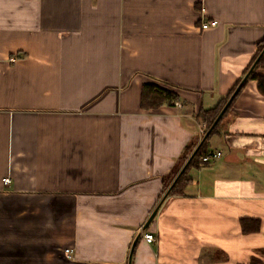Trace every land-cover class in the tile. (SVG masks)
Segmentation results:
<instances>
[{
  "label": "crops",
  "instance_id": "crops-1",
  "mask_svg": "<svg viewBox=\"0 0 264 264\" xmlns=\"http://www.w3.org/2000/svg\"><path fill=\"white\" fill-rule=\"evenodd\" d=\"M263 41L264 0H0V264H129L138 237L132 264L264 260L254 79L210 138L222 155L190 168L184 194L144 228L201 135L196 115L230 93ZM149 82L180 100L142 108ZM244 217L261 230L244 233Z\"/></svg>",
  "mask_w": 264,
  "mask_h": 264
},
{
  "label": "trees",
  "instance_id": "trees-1",
  "mask_svg": "<svg viewBox=\"0 0 264 264\" xmlns=\"http://www.w3.org/2000/svg\"><path fill=\"white\" fill-rule=\"evenodd\" d=\"M262 54V55H261ZM261 55V57H260ZM260 57V58H259ZM259 58L255 68L251 71L248 79L245 81L242 89L245 87L247 82L250 79H254L257 81L258 90L262 95H264V74L260 72L261 68H264V41L259 44L258 50L249 65V67L245 70L244 76L250 71L252 65L257 61ZM243 76V77H244ZM242 78L238 80V82L235 84V86L232 88L230 93H228L226 96L222 97L220 101L214 106L210 108H202L199 113L196 115L198 119H200L202 122L207 123V129L205 133L212 127V125L215 123L219 113L223 109V107L226 105L228 100L230 99L231 95L235 91V89L238 87L240 82L242 81ZM241 89V91H242ZM240 91V92H241ZM238 93V95L240 94ZM238 95L234 98V100L231 102V104L228 106V109L224 113L223 117L220 119V121L215 125L213 128L211 134L207 137V139L202 143L200 148L198 149L197 153L187 166L185 172L179 177L177 182L174 184V186L171 188L168 196L170 195H183L185 192L186 187L191 182V178L188 176V171L192 167H200L202 166V157L206 154L210 153L209 149V141L213 134H216L219 132L221 122L223 121L224 117L227 115V113L232 108L236 98ZM180 100V95L177 90H175L171 86L167 85H161L154 82L145 83L142 87V94H141V106L142 108L146 110H157L160 109L164 105H175L177 101ZM204 135H200L196 139H194L192 142L188 143L186 146L183 154H182V163L185 165L188 161V159L193 154L194 150L197 148L201 140L203 139ZM171 186L170 183L164 184V191L163 194L168 190V188ZM162 198V197H161ZM160 201V200H159ZM242 229L244 233H253V232H259L261 230V221L259 219L255 218H249L244 217L241 219ZM264 253V250L262 251ZM247 264H264V260L259 259L257 257H252L250 262Z\"/></svg>",
  "mask_w": 264,
  "mask_h": 264
},
{
  "label": "water",
  "instance_id": "water-1",
  "mask_svg": "<svg viewBox=\"0 0 264 264\" xmlns=\"http://www.w3.org/2000/svg\"><path fill=\"white\" fill-rule=\"evenodd\" d=\"M262 55V54H261ZM260 55V57H261ZM259 57V58H260ZM259 58L257 59V61L252 65L250 71L244 76V78L242 79V81L240 82V84L238 85V87L235 89V91L233 92V94L231 95L230 99L228 100V102L226 103V105L223 107V109L221 110V112L219 113L215 123L212 125V127L206 132L205 136L203 137V139L201 140V142L199 143V145L197 146V148L194 150L193 154L191 155V157L188 159L187 163L184 165V167L182 168L181 172L179 173V175L176 177L174 183L171 185L170 189L168 190V192L164 195V198L161 200V202L157 205V207L155 208V210L153 211V213L151 214V216L149 217L148 221L146 222L144 228H148L150 226V224L152 223V221L154 220V218L156 217V215L158 214V211L160 209L161 204L163 203V201L165 200V198L168 196L171 188L174 186V184L177 182V180L179 179V177L185 172L187 166L189 165V163L191 162V160L193 159V157L195 156V154L197 153L198 149L200 148V146L202 145V143L207 139V137L211 134L213 128L215 127V125L220 121V119L223 117L224 113L226 112V110L228 109V106L231 104V102L234 100V98L238 95V93L241 91L245 81L248 79L251 71L255 68ZM139 237L135 240V242L132 245L131 248V253H130V259H129V264H132V257H133V253L137 244Z\"/></svg>",
  "mask_w": 264,
  "mask_h": 264
},
{
  "label": "built area",
  "instance_id": "built-area-1",
  "mask_svg": "<svg viewBox=\"0 0 264 264\" xmlns=\"http://www.w3.org/2000/svg\"><path fill=\"white\" fill-rule=\"evenodd\" d=\"M217 25H218V21L216 19H213V20H210V21L203 22L202 28L203 29H209V28L215 27ZM206 129H207V123L202 122V127L200 129V134L204 135ZM221 155H222V153L220 151H218V152H210V153H208V154H206L205 156L202 157V164L204 165V164L210 163L213 160L219 158ZM5 183L6 184L10 183V178L9 177L5 179ZM144 238L150 243L156 242V240H157L156 236L153 233H149V232L144 234ZM65 255H66V257L68 259H72L73 256H74V250L70 249V248H66L65 249Z\"/></svg>",
  "mask_w": 264,
  "mask_h": 264
}]
</instances>
